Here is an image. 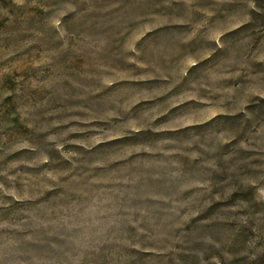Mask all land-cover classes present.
<instances>
[{
  "label": "rangeland",
  "instance_id": "rangeland-1",
  "mask_svg": "<svg viewBox=\"0 0 264 264\" xmlns=\"http://www.w3.org/2000/svg\"><path fill=\"white\" fill-rule=\"evenodd\" d=\"M0 264H264V0H0Z\"/></svg>",
  "mask_w": 264,
  "mask_h": 264
}]
</instances>
